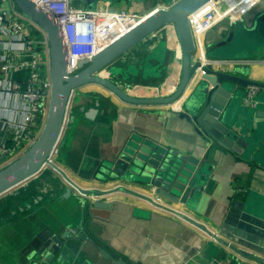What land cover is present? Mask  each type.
Returning a JSON list of instances; mask_svg holds the SVG:
<instances>
[{
	"label": "crops",
	"instance_id": "crops-1",
	"mask_svg": "<svg viewBox=\"0 0 264 264\" xmlns=\"http://www.w3.org/2000/svg\"><path fill=\"white\" fill-rule=\"evenodd\" d=\"M177 1L130 5L100 2L95 10H131L144 17L155 8ZM0 7L5 11L16 9L12 0L2 2ZM238 21L224 19L212 28L205 35L204 52L216 70L237 69L241 77L260 86L252 98L254 106L244 104L247 87L228 110L226 119L232 132L249 146L240 149V154L197 136L186 122L168 117L173 110L166 106L127 105L111 94V98L101 94L100 89H104L97 85L84 86L71 98L57 166L78 188L106 193L92 200L110 204V208L85 209V224L130 264H264V0ZM233 22L241 31L229 43L217 47ZM35 37L43 39L40 34ZM5 40L0 35V42ZM3 55L0 45V68ZM147 57L151 67L146 71L138 65H143ZM199 57L195 51L192 62ZM114 63L117 72H123L113 78L128 94L140 98L170 95L181 76L173 27L160 29ZM131 65L133 72L127 76ZM43 70L41 67L40 72ZM25 72H12L10 76L22 89L28 78L18 80L16 75ZM120 76H127L125 81L129 83L124 84ZM198 82L194 78L176 103L180 111ZM25 108L19 93L7 92L0 84V168L22 154L29 138L39 136L43 128L45 105L37 112L29 136L18 130ZM132 136L198 158L202 171L194 193L174 203L155 196L143 184L129 182L125 175H111L109 165L118 160ZM67 189L52 171L42 170L0 197V264H24L31 251L39 250L42 236L62 237L64 232L71 237L63 238L55 263L111 264L100 256L96 245L77 237L82 234L79 209L82 200L86 203L88 199L72 193L64 198Z\"/></svg>",
	"mask_w": 264,
	"mask_h": 264
},
{
	"label": "water",
	"instance_id": "water-1",
	"mask_svg": "<svg viewBox=\"0 0 264 264\" xmlns=\"http://www.w3.org/2000/svg\"><path fill=\"white\" fill-rule=\"evenodd\" d=\"M75 6L87 10L84 6L103 2L108 4L123 2L127 5L146 3L159 0H72ZM166 1V0H164ZM209 0H178L173 5L155 8L142 17L138 24L126 31L111 44L93 56L89 63L80 67L81 70L68 75L66 72L67 51L60 25L57 20L46 12L37 8L31 0H12L20 15L41 29L47 40L49 58V101L45 123L37 139L17 158L0 168V197L26 183L37 176L46 166L50 165L54 172L60 174L64 181L78 194L88 200L79 209V228L82 234L79 239H88L96 245L100 256L111 264H130L117 256L107 242L97 239L85 224V209H108L110 204H103L92 200L103 196L105 192L83 190L75 186L66 175L56 166L50 164V159L56 148L62 143V136L66 126L68 109L73 94L87 85H97L106 90L119 101L139 107L175 105L184 95L187 87L194 78L199 82L195 92L182 103L183 111L169 114L190 125L194 133L207 140L212 145L226 151L240 154V149H249L248 143L232 132L228 124L227 114L241 98L244 88L256 85L240 76L237 69L230 72L216 70L213 63H208L204 53L203 63L200 59L192 62L191 56L195 52L193 38L188 24V16ZM82 7V8H81ZM241 19V18H240ZM237 19L235 21H238ZM240 21H238L239 23ZM233 22L226 39L217 47L227 44L241 31L240 25ZM165 26H172L180 51L181 76L173 92L164 97L144 98L135 97L124 89L125 86L110 80L108 75L116 77L123 71H113L110 66L119 58L129 53L141 42L154 35ZM240 30V31H239ZM150 57L138 67L148 70ZM127 76L133 72L134 66H128ZM106 71L107 76L102 75ZM104 73V74H105ZM197 73H199L197 75ZM123 76L122 80L128 77ZM198 158L164 147L160 142H150L132 136L125 144L121 154L113 164L109 165L111 175H118L129 182L143 184L150 188L159 198L177 203L198 187V178L202 168ZM115 191H126L116 188ZM68 188L64 198L70 196ZM91 199V200H90ZM153 203V201H151ZM85 204V206H84ZM90 216L92 214L90 213ZM183 218V216H182ZM187 221V218H183ZM191 222V221H190ZM193 223V222H191ZM71 237L64 232L62 237H41L39 250L31 251L25 258L24 264H57L63 238ZM215 239V236H212ZM216 240V239H215ZM240 254L246 256L244 252Z\"/></svg>",
	"mask_w": 264,
	"mask_h": 264
},
{
	"label": "built area",
	"instance_id": "built-area-1",
	"mask_svg": "<svg viewBox=\"0 0 264 264\" xmlns=\"http://www.w3.org/2000/svg\"><path fill=\"white\" fill-rule=\"evenodd\" d=\"M4 1L11 0H0V6ZM258 1L209 0L188 16L194 48L203 63H205V35L224 19L242 18L256 7ZM31 2L58 21L67 51L66 72L68 75L78 73L85 66L84 63H89L95 54L133 28L143 17L131 10L113 11L110 8L84 10L76 7L72 0H31ZM35 34L42 35L43 39L35 37ZM0 35L7 39L0 42L4 51L2 56L4 62L0 68V84L7 92H16L23 97L26 108L22 113V123L17 128L29 136L39 109L45 105L47 113L48 108L50 83L46 36L41 29L24 19L17 8L5 11L1 7ZM40 53L44 54L43 57ZM81 65L83 66L80 67ZM41 67H44L43 71L46 72L47 78L43 76V72H40ZM16 71L28 72L25 89H22L20 83L11 81V73ZM259 87L258 85L248 86L244 104L254 106L252 98ZM171 109L174 112H180L174 107ZM37 137L29 138V145ZM57 152L56 148L53 155Z\"/></svg>",
	"mask_w": 264,
	"mask_h": 264
},
{
	"label": "rangeland",
	"instance_id": "rangeland-1",
	"mask_svg": "<svg viewBox=\"0 0 264 264\" xmlns=\"http://www.w3.org/2000/svg\"><path fill=\"white\" fill-rule=\"evenodd\" d=\"M166 1H170V0H166ZM87 10H89V11H94L95 9H96V5H94V4H87L86 6H84ZM115 65V63H113L111 66H110V68H113L112 70L113 71H117V69H116V67H113ZM106 71H104V72H102V75H104V76H107V73H105ZM44 73H45V75H44ZM44 73H43V76H46V72L44 71ZM105 73V74H104ZM46 78H47V76H46ZM108 78L110 79V80H113V81H117V79H114V78H112V76H110V75H108ZM130 85H132V83H130ZM99 92H101V94H103V95H107V96H109L110 98H111V96L109 95V93L108 92H106V91H104V90H102V89H100V91ZM173 107H175L174 105L173 106H171V107H169V108H173ZM172 110V109H171ZM67 122V121H66ZM65 129H66V126H65ZM65 129H64V133H65ZM60 146V145H59ZM59 146H58V148H59ZM58 148H57V151H58ZM57 154H58V152L55 154V155H53L52 156V158H51V161H50V164L51 165H56L57 166V164H58V160H57ZM58 167V166H57ZM43 170H50V171H52L58 178H60L61 180H62V182L65 184V186L67 187V188H69L70 189V191H71V193L72 194H74V195H77V196H80L79 194H78V192L77 191H75L74 189H72L65 181H64V179L60 176V174H58L57 172H54V170H52V167L50 166V165H48V166H46Z\"/></svg>",
	"mask_w": 264,
	"mask_h": 264
},
{
	"label": "trees",
	"instance_id": "trees-1",
	"mask_svg": "<svg viewBox=\"0 0 264 264\" xmlns=\"http://www.w3.org/2000/svg\"><path fill=\"white\" fill-rule=\"evenodd\" d=\"M122 71H123V70H122ZM16 78H17L18 80H22V79L26 80V79L28 78V72H25V73H19V74L16 75ZM112 78H113V77H112ZM119 78H121V76H120ZM122 81L125 82L124 84L129 83L128 80H127V81L122 80Z\"/></svg>",
	"mask_w": 264,
	"mask_h": 264
},
{
	"label": "bare ground",
	"instance_id": "bare-ground-1",
	"mask_svg": "<svg viewBox=\"0 0 264 264\" xmlns=\"http://www.w3.org/2000/svg\"><path fill=\"white\" fill-rule=\"evenodd\" d=\"M174 106H176V104L174 105ZM180 106L179 105H177V108L176 107H174L175 109H178L179 111H180V108H179Z\"/></svg>",
	"mask_w": 264,
	"mask_h": 264
}]
</instances>
